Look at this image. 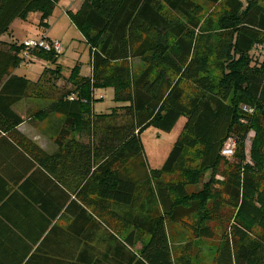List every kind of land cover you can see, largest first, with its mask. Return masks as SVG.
I'll return each instance as SVG.
<instances>
[{
	"label": "trees",
	"instance_id": "obj_1",
	"mask_svg": "<svg viewBox=\"0 0 264 264\" xmlns=\"http://www.w3.org/2000/svg\"><path fill=\"white\" fill-rule=\"evenodd\" d=\"M5 1L13 10L0 34L32 13L48 28L61 0ZM263 2L82 0L76 12H66L89 47L92 73L82 78L76 65L67 78L74 89L40 114L63 116V137L93 139H72L55 157L36 148L45 159H62L60 181L66 188L74 180L76 187L75 199L62 206L73 220L62 232L60 260L46 264H198L195 248L214 239L211 223L225 220L211 264H264ZM23 43L13 48L45 68L37 81L8 79L0 88V99H12L8 106L28 98L47 75L64 77L60 55L40 48L26 53ZM106 89H113L117 106L93 115L92 103L102 101L93 91ZM14 118L17 127L23 120ZM181 118L186 121L166 161L151 169L142 134L171 132ZM231 138L233 161L222 155ZM208 172L202 189L189 193ZM173 226L189 237L185 244H176ZM47 237L53 241L52 231Z\"/></svg>",
	"mask_w": 264,
	"mask_h": 264
},
{
	"label": "crops",
	"instance_id": "obj_2",
	"mask_svg": "<svg viewBox=\"0 0 264 264\" xmlns=\"http://www.w3.org/2000/svg\"><path fill=\"white\" fill-rule=\"evenodd\" d=\"M81 4L82 0L66 3L61 0L57 7L63 5L65 12H76ZM12 10L5 0H0V27ZM3 14L5 16H1ZM40 17L39 13H32L26 20L15 19L6 32H1L0 88L14 76L30 79L31 65L36 62L43 66L41 63L44 62L26 60L22 52L13 48L21 45L22 39L34 35L32 25L39 28ZM52 100L55 99L24 98L8 106L12 99H0V264L55 263L56 259L60 260L62 232L72 225V214L63 213L62 206L67 201L65 209L68 208L75 199V194L71 193V187L76 188L75 181L73 186L68 184L65 188L60 181L62 159H45L37 150L55 157L72 140V136H62L63 116L49 114L44 118L40 114ZM40 101L43 104L39 105ZM14 115L23 120L17 127L12 126ZM56 117H60L57 123ZM51 118L53 127H50ZM67 193L71 199H66ZM51 231L52 242L48 237L45 239Z\"/></svg>",
	"mask_w": 264,
	"mask_h": 264
},
{
	"label": "rangeland",
	"instance_id": "obj_3",
	"mask_svg": "<svg viewBox=\"0 0 264 264\" xmlns=\"http://www.w3.org/2000/svg\"><path fill=\"white\" fill-rule=\"evenodd\" d=\"M64 3L70 0H63ZM264 3V2H263ZM66 7L63 5L58 6L52 15L49 18V26L48 28H38V26L32 25L33 34H31L32 39L40 38L42 39L44 36L49 37L51 39H55L61 42L63 46V54L60 55L58 59V64L62 67V73L65 77L62 79H55V77H44L40 82L39 89L31 88L29 99H57L66 91H72L74 86L68 81V77L71 74L72 69L76 65H80L83 67V76L80 73L82 78H87L88 74L92 73L91 71V55L90 50L87 44L85 43L83 36L77 30L75 25L72 23L69 16H67ZM65 12V13H64ZM35 28V30H34ZM43 33V34H42ZM28 34V33H27ZM39 34V35H38ZM38 35V36H37ZM29 36V35H28ZM25 41V39H22ZM138 63V61H137ZM45 67L41 66L39 62L31 65V70L33 72L30 73L29 78L32 81H36L40 78L42 71ZM93 97L97 99H102V101L97 102L96 104L92 103L93 105V115L97 114H106L109 113L110 110L117 106V104L113 101L114 91L113 89H106L103 91H93ZM37 95L39 97L35 98ZM43 104V102H39V105ZM38 105V106H39ZM52 119H50V127H53ZM60 120V117H56L55 121ZM62 120V119H61ZM186 119L181 118L175 128L171 132H162L155 128L147 129L141 136L142 143L145 149V156L149 167L153 170L160 169L164 162L166 161L174 142L177 140L178 136L180 135L182 128L184 126ZM100 128V125H97ZM251 137V136H250ZM249 138V136H248ZM253 138V137H251ZM72 139L80 142L85 143L91 142L93 137L87 134H74L72 135ZM248 141V139H247ZM229 161H233V159H229ZM211 177V172H208L205 179L200 185L197 186H190L188 187L189 193L198 192L202 189V184L207 182ZM218 181H223V177L218 175L216 176ZM232 213L231 209L224 210V218L225 216H230ZM227 226V221L225 220L222 224L214 222L210 224V227L214 231V239L210 241H206V245L200 249L194 250L193 254L198 252L199 263L198 264H211L212 260L215 256V249L221 242L222 232L225 231ZM170 229V235L172 232H177L174 234L176 239L177 245H183L186 243L183 237L189 240V237L185 235L181 228L173 226ZM103 234V233H102ZM103 236V235H102ZM141 245L138 244L137 248H140Z\"/></svg>",
	"mask_w": 264,
	"mask_h": 264
},
{
	"label": "built area",
	"instance_id": "obj_4",
	"mask_svg": "<svg viewBox=\"0 0 264 264\" xmlns=\"http://www.w3.org/2000/svg\"><path fill=\"white\" fill-rule=\"evenodd\" d=\"M23 44H24L26 53L33 51V49H39V48L44 49L46 51L55 52L58 55H61L63 53V46L61 42L56 41V40H53V41L41 40L37 42L33 39H29V40L24 41ZM244 110L250 114L254 112L253 109L247 108V107H244ZM250 136L254 138L255 136L254 132L250 133L247 144H246L247 155L249 153L250 146H251V140H252ZM235 152H236V141H235V138H231L229 141L225 143L224 149L222 150V155L227 159H233Z\"/></svg>",
	"mask_w": 264,
	"mask_h": 264
}]
</instances>
